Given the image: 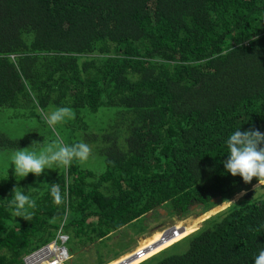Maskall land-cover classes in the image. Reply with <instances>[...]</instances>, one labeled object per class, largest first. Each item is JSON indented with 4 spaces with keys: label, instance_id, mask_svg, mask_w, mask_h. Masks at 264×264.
<instances>
[{
    "label": "trees",
    "instance_id": "trees-1",
    "mask_svg": "<svg viewBox=\"0 0 264 264\" xmlns=\"http://www.w3.org/2000/svg\"><path fill=\"white\" fill-rule=\"evenodd\" d=\"M59 107L74 118L53 131L44 117ZM0 115L15 125L0 127L3 153L86 142L103 162L19 182L0 165V264H25L59 233L66 264H110L191 206L202 222L242 191L143 264H254L264 249V186L223 167L232 133H264V0H0ZM17 183L28 220L9 209Z\"/></svg>",
    "mask_w": 264,
    "mask_h": 264
},
{
    "label": "clouds",
    "instance_id": "clouds-1",
    "mask_svg": "<svg viewBox=\"0 0 264 264\" xmlns=\"http://www.w3.org/2000/svg\"><path fill=\"white\" fill-rule=\"evenodd\" d=\"M73 118L74 113L69 107H59L44 117L47 126L53 131H56L57 125L63 124L66 120ZM56 134L59 136V132ZM37 144L44 145V142L33 141L29 147L18 148L12 153V171L17 182L26 178L30 173L35 177H40L45 173L46 169H52L53 165L68 169L74 161H78L81 164L86 163L92 155V148L86 142H77L71 145L63 144V142H53L46 144L39 152L30 150ZM226 144L229 154L227 155V159L223 161L225 171L233 177H241L245 184H252L255 179L257 183L253 185L254 189L264 186V133L255 128L245 131L238 129L227 138ZM28 188L29 190H35V188L30 186ZM23 189L24 187H20L18 183L12 188L9 209L13 216L28 220L31 214L27 212L26 206L31 205L34 207V205H32L31 198L25 194ZM50 194L56 205L64 203L66 199V195H62L58 183L51 185ZM244 194L242 191L240 196ZM233 203L236 202L234 200H224L218 206L226 209ZM178 221L182 220L179 219ZM169 228L167 227V229L159 231L163 233ZM137 247L126 255L135 251ZM254 264H264V249L259 251Z\"/></svg>",
    "mask_w": 264,
    "mask_h": 264
},
{
    "label": "bare ground",
    "instance_id": "bare-ground-1",
    "mask_svg": "<svg viewBox=\"0 0 264 264\" xmlns=\"http://www.w3.org/2000/svg\"><path fill=\"white\" fill-rule=\"evenodd\" d=\"M199 220V219H198ZM198 220L196 221H189L186 223L181 222L177 225V230H183L182 234L178 233L176 236L172 237L173 232H169L166 235L156 232L155 234H152L149 237L141 238L140 242H138V247L135 251L132 253L122 256L121 258L117 259L116 261L110 263V264H139L144 260H147L148 258L152 257L153 255L160 252L162 249L168 247L169 245H172V243H175L182 238H184L186 235L192 234L195 232L200 223ZM175 221V220H174ZM162 236L160 237V235ZM160 237V238H159ZM149 250L147 253L146 251ZM134 254V255H133ZM133 255V256H132ZM131 256V257H130Z\"/></svg>",
    "mask_w": 264,
    "mask_h": 264
},
{
    "label": "rangeland",
    "instance_id": "rangeland-1",
    "mask_svg": "<svg viewBox=\"0 0 264 264\" xmlns=\"http://www.w3.org/2000/svg\"><path fill=\"white\" fill-rule=\"evenodd\" d=\"M52 112V111H51ZM5 126H7V127H9L10 129H8V130H11L15 125H13V127H12V125L9 123V119L7 118V117H3V115H0V127H2V128H4ZM56 128H57V126H56ZM3 130V129H2ZM7 133H8V136L9 137H11L12 139H14V138H16V136H14V135H12L11 133H9L8 131H7ZM12 153L13 152H11V153H3V152H1L0 151V165H3V164H7L8 163V165H12V162H11V155H12ZM103 161V160H102ZM100 163H96L93 159L92 160H90V158L88 159V161L85 163L86 164V166L87 167H89L91 170H93V171H98V170H101L102 168H103V162H101V161H99ZM85 166V167H86ZM0 169H1V166H0ZM48 170L49 169H46L45 170V173L44 174H42L40 177L41 178H43L42 179V181H44V179H45V177L47 176V174L49 173L48 172ZM261 186H259V187H257L256 189H258V188H260ZM256 189H252V190H256ZM251 190V191H252ZM250 191V192H251ZM245 194H247L248 192H244ZM244 196V195H243ZM243 196H240V193L237 195V196H235L234 198H232L231 200H234L235 202L236 201H238L241 197H243ZM219 206H217V207H215V208H213L212 210H210L208 213H210L211 211H213L214 209H216V208H218ZM196 209H198V208H196V206H191L190 207V210H191V214H190V216H186V217H184L183 219H180V220H182V221H178V219L177 218H170V220H168V221H166V223H165V228L166 227H171V226H173L174 224H175V226H177L180 222H182V224L183 223H186V222H188V220L189 221H196V220H198L199 218H196L197 216H199L200 214H202V213H200V210L198 209V210H196ZM227 209V208H226ZM223 210H225V208H223V209H221V210H219L218 212H216L215 214H213V215H211V216H209L207 219H209V218H211V217H213V216H215L216 214H218L219 212H222ZM163 215V214H162ZM207 219H205L204 221H206ZM175 220V221H174ZM199 222H200V220H198ZM204 221H202L201 223H200V225H199V227H198V229L199 228H201V226H202V224H203V222ZM181 223H180V225H182ZM197 229V230H198ZM163 230H165V229H163ZM196 230V231H197ZM156 232H160V231H156ZM156 232H154V234L156 233ZM161 233V232H160ZM163 234V233H162ZM162 234L160 235V237L162 236ZM190 235V234H189ZM189 235H186L184 238H186L187 236H189ZM151 236V235H150ZM159 237V238H160ZM143 238H146V237H143ZM184 238H182L181 240H183ZM180 241V240H179ZM178 242V241H177ZM177 242H175V243H172V245H169L168 247H166V248H164V249H162L160 252H158V254H160L161 252H163L164 250H166L167 248H169V247H171V246H173L174 244H176ZM137 244H138V241H137ZM139 245V244H138ZM68 246H69V244H68ZM118 248H123V247H118ZM132 249V248H131ZM131 249H129V250H131ZM176 249V251H181V249H182V246H178V247H176L175 248ZM115 250L116 251H118L119 252V254L121 253V251L122 250H117V248H115ZM126 250V252L125 253H127L129 250H128V248L127 249H125ZM133 250V249H132ZM131 250V251H132ZM130 251V252H131ZM158 254H156V255H153L152 257H150V258H148L147 260H144V261H142L141 263H139V264H143V263H145L146 261H148V260H150V259H152V258H154L155 256H157ZM134 255V254H133ZM132 255V256H133ZM131 257V256H130ZM101 259L98 257V258H95V257H93V258H91V260H90V264H97L99 261H100ZM89 262V261H88ZM83 264H87V262H84ZM131 264V263H130Z\"/></svg>",
    "mask_w": 264,
    "mask_h": 264
},
{
    "label": "built area",
    "instance_id": "built-area-1",
    "mask_svg": "<svg viewBox=\"0 0 264 264\" xmlns=\"http://www.w3.org/2000/svg\"><path fill=\"white\" fill-rule=\"evenodd\" d=\"M67 243L68 237L59 233L53 242L27 256L25 264H66L70 259Z\"/></svg>",
    "mask_w": 264,
    "mask_h": 264
},
{
    "label": "water",
    "instance_id": "water-1",
    "mask_svg": "<svg viewBox=\"0 0 264 264\" xmlns=\"http://www.w3.org/2000/svg\"><path fill=\"white\" fill-rule=\"evenodd\" d=\"M247 195H250L249 194V192H248V194ZM161 214H164V212H161ZM201 216H202V214H201ZM196 218H199V217H196ZM171 233V232H173V234H172V237H174V236H176L178 233H180V234H182V232H183V230H177V226H172V227H170L168 230H166L165 232H163V234L164 235H166L167 233ZM149 250H147L146 251V253L148 252Z\"/></svg>",
    "mask_w": 264,
    "mask_h": 264
},
{
    "label": "flooded vegetation",
    "instance_id": "flooded-vegetation-1",
    "mask_svg": "<svg viewBox=\"0 0 264 264\" xmlns=\"http://www.w3.org/2000/svg\"><path fill=\"white\" fill-rule=\"evenodd\" d=\"M167 218V217H166ZM163 229H167V227L165 228V226H163L162 228H160L159 230H163ZM159 230H157V231H159ZM153 232H156V231H150V232H146L145 234H144V236L146 237V236H148V235H150V234H152Z\"/></svg>",
    "mask_w": 264,
    "mask_h": 264
}]
</instances>
